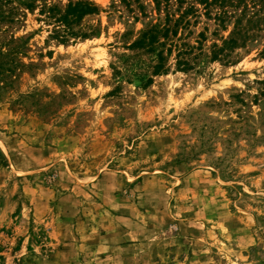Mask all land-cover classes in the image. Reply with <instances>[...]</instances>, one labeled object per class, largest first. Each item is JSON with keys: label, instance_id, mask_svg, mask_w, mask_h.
<instances>
[{"label": "rangeland", "instance_id": "374dc122", "mask_svg": "<svg viewBox=\"0 0 264 264\" xmlns=\"http://www.w3.org/2000/svg\"><path fill=\"white\" fill-rule=\"evenodd\" d=\"M23 1L0 0V264H98L126 243L132 264H264L257 47L213 61L210 36L193 70L173 56L147 82L112 0L66 42Z\"/></svg>", "mask_w": 264, "mask_h": 264}, {"label": "trees", "instance_id": "16d2710c", "mask_svg": "<svg viewBox=\"0 0 264 264\" xmlns=\"http://www.w3.org/2000/svg\"><path fill=\"white\" fill-rule=\"evenodd\" d=\"M36 1L23 3L35 9ZM40 1V13L53 23L54 36L60 41L96 33L84 25L87 17L100 12L93 0H68L61 6ZM109 11L127 25L122 38L136 32L127 42L135 54L125 62L128 69L136 67L142 81H152L147 73L151 69L154 75L166 73L173 56L181 70H193L210 36L209 58L213 61L236 63L253 47L264 58V0H112ZM137 23L142 24L138 30L133 26Z\"/></svg>", "mask_w": 264, "mask_h": 264}, {"label": "crops", "instance_id": "0c3cea01", "mask_svg": "<svg viewBox=\"0 0 264 264\" xmlns=\"http://www.w3.org/2000/svg\"><path fill=\"white\" fill-rule=\"evenodd\" d=\"M134 244L135 243H126L117 247L108 245L107 247L109 249V254L104 256H99L97 260L98 264H132L133 261L132 262L129 261L130 258L127 255L128 253L127 254H122V253L125 252L126 249L133 246ZM118 252L121 253L120 255L123 257L122 260L117 258Z\"/></svg>", "mask_w": 264, "mask_h": 264}]
</instances>
